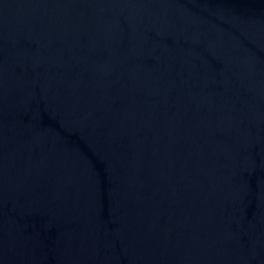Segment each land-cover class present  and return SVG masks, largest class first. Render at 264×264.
I'll use <instances>...</instances> for the list:
<instances>
[{"label": "water", "instance_id": "water-1", "mask_svg": "<svg viewBox=\"0 0 264 264\" xmlns=\"http://www.w3.org/2000/svg\"><path fill=\"white\" fill-rule=\"evenodd\" d=\"M0 264H264V0H0Z\"/></svg>", "mask_w": 264, "mask_h": 264}]
</instances>
